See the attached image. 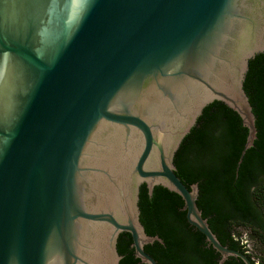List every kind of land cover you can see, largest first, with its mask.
I'll return each instance as SVG.
<instances>
[{
	"label": "water",
	"instance_id": "obj_1",
	"mask_svg": "<svg viewBox=\"0 0 264 264\" xmlns=\"http://www.w3.org/2000/svg\"><path fill=\"white\" fill-rule=\"evenodd\" d=\"M264 54V0H0V264H119L157 235L140 222L139 187L178 194L187 222L220 258L198 183L174 155L220 101L257 138L243 83Z\"/></svg>",
	"mask_w": 264,
	"mask_h": 264
},
{
	"label": "trees",
	"instance_id": "obj_2",
	"mask_svg": "<svg viewBox=\"0 0 264 264\" xmlns=\"http://www.w3.org/2000/svg\"><path fill=\"white\" fill-rule=\"evenodd\" d=\"M243 87L256 118L257 138L239 166L247 129L237 113L220 101L203 109L173 162L176 175L187 187L198 183L197 206L220 243L244 252L239 229L246 228L260 253L256 262L246 255L252 264H264V54L249 61ZM138 206L145 232L162 239L145 246L158 263L217 264L219 253L187 222L178 194L158 185L149 196L143 184ZM130 241V234L120 233L117 250L123 256L119 264H143L129 248ZM223 264L244 263L229 257Z\"/></svg>",
	"mask_w": 264,
	"mask_h": 264
},
{
	"label": "rangeland",
	"instance_id": "obj_3",
	"mask_svg": "<svg viewBox=\"0 0 264 264\" xmlns=\"http://www.w3.org/2000/svg\"><path fill=\"white\" fill-rule=\"evenodd\" d=\"M240 239L242 244L245 245V249L248 251V253L251 255V257L254 259V261L258 260L259 256V250H258V243L255 241V239L251 238L249 236V231L246 228H240Z\"/></svg>",
	"mask_w": 264,
	"mask_h": 264
},
{
	"label": "flooded vegetation",
	"instance_id": "obj_4",
	"mask_svg": "<svg viewBox=\"0 0 264 264\" xmlns=\"http://www.w3.org/2000/svg\"><path fill=\"white\" fill-rule=\"evenodd\" d=\"M143 185V184H142ZM142 185L139 187V193H140V191H141V187H142ZM158 236V235H157ZM159 237V236H158ZM129 245V248H131L132 250H133V248L131 247V241H130V243L128 244ZM146 246V245H145ZM145 246H144V250H145ZM245 246V245H244ZM230 248V247H229ZM232 249H234V248H232ZM236 250H239V251H241L240 249H236ZM145 252H147L146 250H145ZM242 253H244L245 255L246 254H249L248 253V251L247 250H245L244 252L243 251H241ZM148 253V252H147ZM149 254V253H148ZM121 255V254H120ZM150 255V254H149ZM121 256H123V255H121ZM152 256V255H151ZM247 256V255H246ZM153 257V256H152ZM248 257V256H247ZM154 258V257H153ZM220 258V257H219ZM219 258L217 259V260H219ZM249 258V257H248ZM155 259V258H154ZM250 259V261H251V258H249ZM156 261V260H155ZM156 263L157 264H160V263H158L157 261H156ZM224 263V262H223ZM144 264V263H143ZM217 264H218V262H217Z\"/></svg>",
	"mask_w": 264,
	"mask_h": 264
},
{
	"label": "built area",
	"instance_id": "obj_5",
	"mask_svg": "<svg viewBox=\"0 0 264 264\" xmlns=\"http://www.w3.org/2000/svg\"><path fill=\"white\" fill-rule=\"evenodd\" d=\"M252 260H254L253 258H252ZM256 262V261H255Z\"/></svg>",
	"mask_w": 264,
	"mask_h": 264
}]
</instances>
